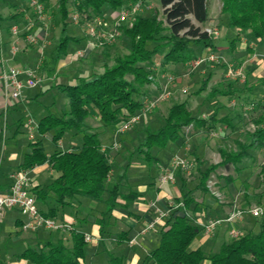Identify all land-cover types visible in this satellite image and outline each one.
I'll return each instance as SVG.
<instances>
[{
  "label": "trees",
  "instance_id": "16d2710c",
  "mask_svg": "<svg viewBox=\"0 0 264 264\" xmlns=\"http://www.w3.org/2000/svg\"><path fill=\"white\" fill-rule=\"evenodd\" d=\"M28 0V5L30 4ZM47 8L50 0H34ZM161 13L153 11L150 16H136L129 26L120 27L127 39L128 51L124 55L113 58L111 65H105L103 71L91 76H80L75 83L54 85L59 93L68 99V108L60 115L48 113L37 124L36 131L40 137L52 134V143L57 147L68 132L81 136L79 145L70 151H54L47 156L42 140L31 143L30 154L26 155L20 170H30L35 166L48 164L57 174L46 186L30 191L36 203H45L49 196L55 199V207L46 211H38L44 218L53 219L59 206L66 200L86 198L104 203L106 210L99 224H104L103 218L110 217L111 211L118 205V200L129 201L135 192L122 194L121 183L126 170L132 164L134 156L141 157L144 164L152 167L158 164L154 150H164L169 143H176L184 136L186 128L196 126L209 131L220 123L233 130L229 118L224 116L215 119V114L208 120L194 117L186 102L172 104L162 121L161 126L151 129L143 128L144 138L135 149L126 156V165L120 180L108 184L111 173L110 146L103 147L97 133L91 132L87 119L97 117L102 127L114 131L116 126L131 116L142 115L144 102L142 98L148 86L153 84L154 77L148 64L153 63L156 55H161L160 66L183 65L193 59V48L202 50L213 49L212 36L203 31L201 25L210 21V0H158ZM220 13L227 15V26L240 32H249L251 37L264 48V0H219ZM58 13L61 21L60 38L57 45L59 56L66 54L68 43L75 39L66 33L69 11L68 0H57ZM74 10L80 19H92L103 16V7L120 10L123 0H73ZM30 6V5H29ZM94 16V17H93ZM161 17V18H159ZM12 16L11 19H15ZM1 21V18H0ZM3 21V20H2ZM231 43H234L232 40ZM214 50V49H213ZM210 76L201 82L196 93L207 90ZM264 88V77L257 80ZM230 89L210 88L207 99L217 96L233 95ZM254 130L248 134L246 142L234 141L235 150L218 147L220 161L209 165L199 173V183L195 189L209 193L207 182L220 168L231 165L238 170L237 165L245 159L254 160V152L264 149V117L252 122ZM177 171L181 186V207L172 208L159 231V241L155 249L142 260V264H264V218H252L256 221V229L248 230L238 238L222 243L215 253L204 254L199 248L190 249V244L201 232L191 216L189 208L194 200L187 188V181ZM261 183H264V165L260 167ZM228 182H231L227 178ZM263 193V192H262ZM262 193L259 195L262 196ZM109 196L107 200L103 196ZM244 199H250L243 193ZM259 197V198H260ZM179 198V199H180ZM19 223V222H17ZM70 246L62 240L56 243H38L34 247H26L18 260L29 264H80L85 257L84 234L77 230L70 232ZM127 241V232H121L116 242L118 245ZM122 256L108 255V264H124Z\"/></svg>",
  "mask_w": 264,
  "mask_h": 264
},
{
  "label": "crops",
  "instance_id": "0c3cea01",
  "mask_svg": "<svg viewBox=\"0 0 264 264\" xmlns=\"http://www.w3.org/2000/svg\"><path fill=\"white\" fill-rule=\"evenodd\" d=\"M26 1L28 2V0ZM52 1L53 0L49 2L47 8L52 5ZM115 14H117V10L115 11L112 10L110 16H107L103 13L102 17H105L107 20L108 19L110 20L112 18L113 21L115 20V18L113 17H116ZM221 16L225 17L222 14ZM18 19L20 20V22H17L15 21L16 19H11V18L10 19L8 18L6 20L11 24L18 23L20 25L22 24L23 21H25V19L24 20L20 18ZM211 19L212 17L210 16V21L204 24L205 25L204 28L209 27L208 25L212 23ZM202 26L203 25H201V27ZM11 27L12 26H7L3 29L6 31L7 34V36H5L4 31L2 30V20L0 21V70L7 69L8 67L25 68V66L28 65V62L31 63L33 59V57L31 56V51H29L23 46L24 44L23 41L20 40L19 38L13 37L12 34H10ZM230 29L237 31L236 35H238V37L236 38L234 37V39L240 38V40H235L234 42L236 44L235 47L236 51L233 52V55L231 57L235 59V57L238 55L237 52L239 45L241 46L244 45L246 48H248L246 50V53H251L252 54L251 57H255L256 52H253L255 51L254 48L255 45L252 44V41L247 43L249 39H246V44L245 43L243 44L244 36L242 37L241 33H239L237 29L234 28H230ZM67 30H70L69 25L66 28V33L69 37L74 38L75 41L68 43L66 54L64 56H59V54L56 51L58 40L60 38V32H59L58 36H56L57 42L55 46V53H54L55 55L53 57H50L51 52L49 51L47 54V58L45 57L46 58L45 59L43 53L42 59L39 64V66L42 68L40 69L39 66L38 67L35 66L36 74L40 78L39 84L43 86L40 91L33 93V91H31L32 89H24L20 98L17 101H14L11 99L9 92L4 87L0 86V194H4L7 191H9L10 187L13 184V176L17 172H25L27 174V177L30 180L31 188L39 187L43 190H46V186L57 175L50 168L48 164L35 166L27 171L19 169V166L23 163L25 156L30 154L31 152L30 144L37 142L40 139L42 140V142L43 141L48 142L51 148H47V150H45L44 147L43 148L45 150V154L49 156L55 150L70 151L71 149L77 147L81 141V136L80 135L74 136L72 132H68V134L64 137V139L60 140L57 147H55L51 141L52 140L51 133H47L43 137H40L36 131V127L39 120L44 116H46L48 113L54 115L61 114V113L60 114L57 113V111H55L53 107L52 110L46 106L44 107L42 103L39 101L40 96L43 93H45V91H47L48 88L53 89L54 85L72 84L75 83L76 79L80 76L93 75V73L90 72V68L94 67L95 64H98L99 66V70L95 74L101 73L103 71L104 66L111 65L113 62V58L116 56L115 54L116 48L115 50L114 47H112L108 51L99 50V52H95V49H93L92 46L89 45V40H87V38L83 39V35H81L82 34L81 31L77 30L76 28H72L71 30L72 33L70 34L67 32ZM35 31H37V35L40 38V41L44 42L45 47L46 44H50L49 40L52 37L50 32H48L47 30H41L38 32V28L35 29ZM78 34L80 36H78ZM218 40L219 38L217 37L212 38L214 51L212 48H207L204 50L198 47L193 48V55L194 57H196V59H193L192 61L186 63L185 65L188 64L190 66L191 65L193 66V63L197 59L202 58L201 56L200 57L197 56L199 54L209 55L211 54L212 51L213 54L216 56H221L222 54L224 55L225 52L223 50L225 48L227 49V47L218 46L217 45L218 42H216ZM231 42L232 40H229L228 46L233 49V43ZM71 44H74L73 46H75V48L72 47ZM78 54H81V57H85L86 59H89L88 62L90 63L87 66L88 71L84 69L79 71V68L77 67L72 69V65H73L72 60H74L77 56H79ZM204 55H203V59L207 57V55L205 57ZM240 55H242V57L245 59V57L243 56V52ZM246 57H250V56H246ZM160 60H161V55H160ZM253 62L255 63V67L257 68L251 74L253 75L254 78L255 77L262 78L258 73L261 71V68L264 66V61H262V59L255 58ZM49 63L52 65L47 66L46 64ZM152 65H154V67H152L153 68L152 71L156 75V78H154L153 84H151L146 88L145 96L142 98L141 101H144L146 97H148L149 95H153L155 91L156 92L160 91L164 87L166 79L169 77L168 75H170V73H168L167 71L171 68L174 69V65H167L165 67L160 66V61L158 64L156 63V61L153 60ZM207 76H210V80L208 82L206 91H203L200 94L196 93L197 92L196 91L193 93L194 95H192V97L189 100L187 99L180 102L178 101L176 103L186 102L189 110L191 111L192 116H194L193 112L196 114L194 117L208 120L211 115L215 114V119L218 120L225 116L224 115L218 117L219 116L218 111H220L218 109L221 108V105L219 104L218 101L219 97L217 96L215 98L208 100L207 96L210 88H215V87L223 88L224 86L220 84L219 80H217L218 74L215 70H209ZM227 89L233 91L232 89H234V87L231 81H228L226 83L225 90ZM174 97L177 99L176 95H174ZM36 105L37 107H34ZM39 105H42L43 107L41 108V106ZM204 105L207 108V110L212 112L209 113L207 117L205 115L199 117L197 113L200 112V108L202 106L204 107ZM35 109H37V112L34 111ZM30 110L31 112L29 113ZM22 113L25 115L29 114L31 116V118L28 121V127L29 125L34 123L35 125L34 131L36 135L34 136L30 135L29 140L32 138H34L35 140H30L31 142L28 144L27 151L23 150L19 153H13L14 152L13 150L10 151V154L6 156L5 159H3L2 134L4 131H8V128L15 129L14 136L16 135V133L19 132V129L22 127V118L24 117ZM33 114H35V116H37L39 119L36 120ZM91 120L96 121V125L94 127L89 125L88 121ZM229 120L231 124L234 126L233 124L234 121L232 120L231 117L229 118ZM86 122L91 128V132L98 134L103 147L111 146V144L115 140L113 131L109 132L110 141L106 143V141L104 140L103 133L108 130L102 127L98 118L92 117L90 119H87ZM216 125L223 126V124L220 123ZM216 125L209 131H205L203 128L191 125L188 128H186L182 139L176 142L179 144L169 143L177 146L174 153L175 155L171 157V160L174 157H179L177 154L187 153L188 150H190V148L192 147L195 150V152L192 153V155L195 156L194 158L196 163L194 164H195L196 173L198 174V179H197L198 182L196 183L194 188H196V186L199 183L200 171L201 172L204 171L211 164H216L215 161L214 162L212 161L211 164L209 165L206 164L205 162L206 160L204 157L207 147L205 146L204 149L203 147H201V145L204 143L203 137L207 135V132H213ZM224 127L226 128L225 125ZM29 129L31 132L33 131L30 127ZM232 131H235V129L233 128ZM230 132L231 130L228 129L227 133ZM227 133L223 134L222 137H225V135L227 137L228 135ZM65 139L66 141H64ZM191 142L192 144H194V142L196 143L191 146L190 145ZM4 153H6V148H4ZM120 156L122 157V154L115 157L111 155V159H110L111 166H113V164L116 163V160L119 159L118 166L122 165L121 166L122 169L124 168L127 161L126 158H121ZM158 161H159L158 164L155 166L159 169L161 167V161L159 159ZM152 167H148L144 163L141 164L139 162L132 161V164L126 170L125 178H123L122 180L120 191L122 194H127L130 191L135 192L137 196H133V198L129 199V201L118 200V205L111 211L110 217L103 218L104 224L102 225L98 223V220H102L103 213L106 210V206L104 203L95 202V201H92L93 203L91 202L87 203L84 202L83 198H76L70 201L66 200L63 206L58 207L55 217L52 220H54L55 222L70 224L73 230L80 231L84 234V236L88 235L94 239L95 244H92L93 243L92 241L87 243L86 247L87 246L89 247L87 250H85V257L80 261V264H108L109 254L113 256L124 257L125 260L124 264H142L143 258L149 252H151L153 249L157 247L159 241V231L163 227L167 217L162 220L161 224H156L153 227V229L148 230L146 232H143V230L145 226L151 220H153V218L157 215L156 211L172 210V208H175V206L177 205L176 200H178L181 197V193H180L181 181L180 178L177 175H175L177 181L179 182V185L177 181H174V183L167 182L166 184L165 183L161 184L158 182V176L160 175V173L159 174L153 173L152 177H150L151 176L150 168ZM143 169L147 170L145 175L147 176V178L149 177L148 178L149 181H146L145 183H143L142 180L143 178L141 179L142 171L140 170ZM181 174L183 178L187 181V188H188L189 186V182L187 178L188 171L187 173L182 172ZM117 175L118 174L115 175L111 169V173L108 178V184H113L118 180H120L121 175L119 177H116ZM164 187H166L165 190H163ZM197 191L199 192L197 196H192L191 193V197L193 198L194 203L189 208L188 212L193 222L200 227L201 232L195 237V239L190 244L191 250H195L199 248L206 255L215 253L219 250V247L222 243L229 242L232 239L230 235V231H235L239 234H241L242 232H246L248 230L255 231L256 225L254 227H251L249 225L250 222L249 218L242 216L243 218L230 224L223 223L219 227H217L211 234H206L202 230V226L205 225L211 219H221L226 217L232 210L238 208L236 206V203L235 204H230V203H233V201L236 202L240 201L241 199H243L244 196L243 194L242 196H229V197L224 196L223 199H218L217 202H214L210 198V196H208L210 195L209 193H203L199 190ZM108 197L109 196L104 195L103 199L107 200ZM171 200H175L176 202L173 201V203L170 205ZM55 205L56 203L53 196H49L45 203H36V206L43 211H46L51 207H55ZM24 222H26V219L19 212L15 210H8L5 211L0 217V229H2L3 226V228L7 230L8 234L10 233L14 234L15 242L16 243L19 242V245L21 247L23 244H27V243L30 244L31 246H35L38 243L40 244H44L46 242L56 243L58 240H62L64 244L67 246H70L71 244L69 232L52 231L46 229L22 230L21 227L24 224ZM121 232H127V241L124 244L118 245L116 239ZM91 245H95V246H91ZM19 254H16L11 259V261H9V264H29L26 261L18 260L17 257ZM204 264H209V263L205 262Z\"/></svg>",
  "mask_w": 264,
  "mask_h": 264
},
{
  "label": "rangeland",
  "instance_id": "374dc122",
  "mask_svg": "<svg viewBox=\"0 0 264 264\" xmlns=\"http://www.w3.org/2000/svg\"><path fill=\"white\" fill-rule=\"evenodd\" d=\"M51 1V0H50ZM124 5L121 7L120 10H126L129 13V16L126 20V22H121V24L126 27L129 26L131 21L134 20L136 16L140 17H147L150 16L153 11H157L161 13V7L159 5L158 0H123ZM210 16L212 17L211 22L207 27L204 28L205 25H203L201 28L203 31L205 30H212L218 32L219 40L218 46L227 47L223 51L225 52L224 55L216 56L211 51V54H209L213 59H206L207 54H203L206 61H202L199 66H190V65H174V69H169L167 72L170 73L168 76H172L179 80L176 83L173 84H167V90L170 92V95L163 101L158 100L156 106L149 112L144 113L140 116L139 122L129 131L117 135V137H114L116 141H118L119 148L117 150H110V154L115 157L120 154H122L121 158H126L129 151H132L136 148L139 142L143 141L144 134H143V128L146 126H149L151 129H156L159 126H161L162 121L167 113L168 108L176 103L183 100H189L193 93L197 91V89L200 87L201 82L203 79L207 76L209 70H215L218 74V79L220 81V84H222L225 90V85L228 81H231L233 83L234 89L232 93H235L233 95H230L229 97H223L218 96L219 104L221 105V108L218 110V114L220 116H227L231 117L234 121V129L235 131H232L230 133H227V130L224 125L218 126L216 125L213 132H207V135L203 137V144L201 147L203 149L205 146L206 153H205V162L206 164H211V162L215 161V163H218L220 161V157L218 154V147L226 148L227 150H235L236 145L234 141H240V142H246L248 138V134L251 133L254 130V125L252 122L257 120L259 117H264V88L261 87L258 84L257 77H253L251 74L257 67H255V63L253 60L255 58L262 59L264 61V48L262 45H258V43L255 42V40L251 37V34L249 32H240L241 36L244 40L243 44H246V39H249L247 43L252 41V44L255 45V51L256 55L255 57H251V53H246V48L244 45L238 46V55L234 58L231 56L233 55V52L236 51L235 47L236 44L233 43V49L228 46L229 40H240L234 39V37H238L236 35L237 31H234L230 29L227 26V15H224L225 17L221 16L220 8L221 3L219 0H210ZM67 8L69 11V18L67 20V24L70 27V30H67L68 33H72V28H76L77 30L81 31V35H83V39H86L90 41V39L87 37L86 34V24L83 20H78V22H74L73 17L77 14L74 10V4L73 0H68ZM120 10H117V14H115L116 17L115 20L112 21V18L107 20L105 17L104 19L107 20V22L110 23L111 28L113 29L114 23L118 21V13ZM111 9L109 7H103V13L107 16H110ZM43 20H39L37 14L28 5V2L26 0H0V18L1 20L10 19L12 16H16L17 22H20V19H25V21L22 22V24H11L6 21H2V30L7 26L16 27L19 33H23L25 31V27L29 24V22L33 23L32 31L36 42L35 43H28L26 42L24 36H19L18 38L23 41V46L31 51V56L33 57L32 62H28V65L25 66V68L30 69H36L35 66H39L40 61L42 59L43 53L44 58H47V54L50 51L51 55L50 57H53L55 54V46H56V36H58V33L61 31V21H60V15L58 13V4L57 0L52 1V5L49 6L46 9H43ZM94 17V16H93ZM161 18V17H159ZM117 20V21H116ZM116 21V22H115ZM91 25L93 23L92 21H88ZM120 23V22H119ZM121 25V26H122ZM11 27V28H12ZM38 28V32L41 30H47L51 33V39L49 40L50 44H46V47L44 45L43 41H40V38L37 35V31L35 29ZM34 29V30H33ZM69 29V28H68ZM4 31V35L7 36L6 31ZM118 37L116 42L107 48H101L96 47L92 45V42H89V45L92 46L93 49H95V52H99V50L108 51L110 48L114 47V50L116 48V56L118 55H124L128 51L127 46V39L123 36L121 28H118ZM11 34V33H10ZM4 36V37H5ZM13 36V35H12ZM78 36H80L78 34ZM14 37V36H13ZM220 41V42H219ZM222 43V44H221ZM74 44H71L72 47ZM45 47V48H44ZM44 50V51H43ZM214 51V50H213ZM93 52V51H92ZM243 52V56L245 59L240 55ZM94 53V52H93ZM249 54V55H248ZM73 61L72 69L77 67L79 68V71L81 70H87V66L90 62L89 59H86L85 57H81V54H78ZM203 55L199 54L198 57H202ZM207 55V56H209ZM250 56V57H246ZM81 57V58H80ZM45 58V59H46ZM252 59V60H250ZM156 63L159 64L160 61V55H156L153 58ZM111 61V60H110ZM109 61V63H110ZM37 64V65H36ZM52 65V64H46ZM148 64L147 66L150 68V73L154 78H156V75L152 71V67L154 65ZM41 69L42 67L39 66ZM99 70L98 64H95L94 67L90 68V72L95 74ZM165 70V69H164ZM232 71L233 73L230 74L229 71ZM236 72V73H235ZM240 73V74H239ZM165 74V73H164ZM261 77H264V66L261 68V71L258 73ZM241 75V76H238ZM167 76V77H168ZM167 80V79H166ZM227 80V81H226ZM166 84V82H165ZM165 86V85H164ZM43 86L41 84H37V86L32 89L31 91L38 92L41 90ZM186 90V94L182 93V90ZM162 89L158 92L155 91L153 95H149L146 97V99L142 102L145 103V101H154L157 100L159 97L160 92ZM176 95L177 99L174 97ZM179 95V97H178ZM40 102L45 107H48L52 110V107L57 113H62L68 108V99L64 94L59 93L56 89L48 88L45 93H43L40 98ZM42 105L41 108L43 107ZM34 107H37L34 106ZM40 108V109H41ZM37 112V109L34 110ZM31 110L29 111V113ZM33 112V113H35ZM212 111L207 110V108L202 106L200 108V112L197 113L199 117L202 115H205L206 117L211 113ZM23 114V113H22ZM36 120L39 118L33 114ZM193 115L196 114L193 112ZM24 116V117H23ZM22 118V127L19 129V132L15 134V129L8 128V131H4L2 134V157L3 159L6 158L10 154V151H13V153H19L23 150H28V144L31 142L30 140H35L34 138L29 140L30 135H36L35 129H34V123L29 125V127L33 130L30 131L28 127V121L31 118L29 114H23ZM90 126H95L96 121L91 120L88 121ZM108 131H105L104 134V140L106 143L110 141L109 136L112 132L111 129H107ZM114 132V131H113ZM212 135H211V134ZM228 134L227 137H222L223 134ZM115 136V135H114ZM195 136V135H193ZM229 136V137H228ZM111 138V137H110ZM199 138V137H198ZM64 139V138H63ZM66 141V139L64 140ZM196 142H194L195 144ZM179 144V143H176ZM192 142L190 145H194ZM189 145V146H190ZM43 147L45 150L47 148H51L50 144L46 141H43ZM4 148H6V153H4ZM177 148L174 144H169L164 150H154L153 155L156 156L161 161V167L158 169L156 166H153L151 169V176L153 173H160V171L165 170L168 165L170 164L171 157L175 155V149ZM195 150L190 148L187 153H180L177 154L179 157L187 160L189 163L192 164V167L188 171V182H189V190L190 194L192 193V196H197L199 193L194 187L196 183L198 182V174L195 170V156L192 155ZM4 153V154H3ZM254 160L251 159H245L241 164L237 165L238 170H234V168L229 165L228 168H220L217 169L214 175L211 176L209 181L207 182V187L209 190L208 196L214 201L217 202L218 199H223L224 196H242L243 193H245L250 199L248 202L244 199H241L240 201H233V203L236 206L242 210H246L252 206H261L264 205V183H261V176H260V167L264 165V149L261 151L254 152ZM121 160V159H120ZM133 162H139L143 163L141 157L134 156L132 159ZM210 162V163H208ZM119 165V159L116 160V163L112 166V171L116 175V177H119L121 173L123 172L122 165ZM204 170V169H203ZM134 171V170H133ZM142 171V177L143 183L146 181H149V177L145 175L146 171L145 169L140 170ZM135 172V171H134ZM201 172V171H200ZM187 173V172H186ZM227 178L230 179L231 182L227 181ZM176 179V177H175ZM177 181V179L175 180ZM178 185L179 182L177 181ZM166 184V183H165ZM167 186V185H165ZM166 187L163 188L165 190ZM263 192V193H262ZM194 193V194H193ZM262 193V196L259 195ZM191 196V195H190ZM260 197V198H259ZM84 202L87 203H93L92 201H89L87 199H84ZM174 202L181 201V198L178 200H171L170 205ZM97 204V203H96ZM246 208V209H245ZM243 217L249 218V225L251 227H254L256 225L255 219H252L251 216L248 214H244ZM242 217V218H243ZM45 231V230H44ZM244 232H242L240 235H242ZM0 264H9V261L16 255L21 253L25 247H34L30 244H23L22 247L19 245V242H15L14 234L10 233L8 234L7 230H5L2 226V229H0ZM233 239V238H232ZM92 244L94 243V239L92 241ZM24 246V248H23ZM95 246V245H91ZM21 247V248H20ZM89 246L85 248V250L88 249Z\"/></svg>",
  "mask_w": 264,
  "mask_h": 264
},
{
  "label": "built area",
  "instance_id": "2783aa9c",
  "mask_svg": "<svg viewBox=\"0 0 264 264\" xmlns=\"http://www.w3.org/2000/svg\"><path fill=\"white\" fill-rule=\"evenodd\" d=\"M30 7L33 8L35 13L37 14L39 20H43V6L36 1H30ZM118 21L114 23L113 29H110V23L107 22L104 17H94L92 19H83L86 24V34L90 39V43L92 42L93 46L107 48L112 46L118 37V28L121 27V22H126L129 13L126 10H120L118 13ZM74 22H78L80 20V16L76 14L73 17ZM88 21H92L91 25ZM120 22V23H119ZM33 27V23L29 22V24L25 27V31L23 33H19L16 27L11 28V34L18 38L19 36H24L26 42L32 44L35 43L36 40L31 33ZM212 37H218L217 31L205 30ZM16 51V50H14ZM207 60L213 59L210 55L206 57ZM206 59L199 58L197 59L193 65L198 66L202 61H206ZM230 74L233 72L230 70ZM236 73V72H235ZM240 74V73H239ZM241 76V75H238ZM178 80L172 76H169L166 80L165 86L162 88V91L159 94L157 100H148L145 101L142 109V114L151 111L157 104L158 100H165L170 92L167 90V84L176 83ZM40 82V78L36 74L34 69L30 68H15L8 67L7 69L0 70V86L4 87L8 92L12 100L17 101L24 89H34L37 84ZM182 93L186 94V90H182ZM141 115L131 116L125 120H122L114 130V137L117 135H121L129 130H131L140 119ZM110 148L112 150H117L119 148L118 141L116 139L111 144ZM192 167V164L187 160L181 157H174L168 167L165 170L160 172L158 176V182L163 183H174L175 175L177 171L187 172ZM31 184L30 180L27 177L25 172H17L13 176V184L10 187L9 191L4 194H0V217L5 211L15 210L19 212L22 216L25 217L26 222L22 225V230H38V229H46L52 231H62V232H70L72 230V226L67 223L55 222L50 218H44L38 208L36 206V201L30 191ZM181 204H177L175 208L181 207ZM157 215L151 220L144 228L143 232L153 229L156 224H161L162 220L166 218L169 214V210L156 211ZM244 214H248L252 218H264V205L261 206H252L246 210H242L240 208H235L232 210L226 217L221 219H211L205 225L202 226V230L206 234H211L217 227L221 224H230L242 218ZM230 235L232 238H238L239 233L235 231H230ZM93 241L91 236L85 235L84 242L88 243Z\"/></svg>",
  "mask_w": 264,
  "mask_h": 264
}]
</instances>
